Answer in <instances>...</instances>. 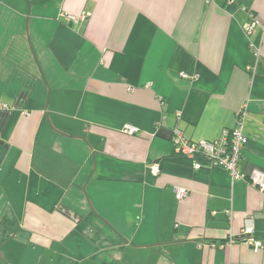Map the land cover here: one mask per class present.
Wrapping results in <instances>:
<instances>
[{
	"label": "crops",
	"instance_id": "crops-1",
	"mask_svg": "<svg viewBox=\"0 0 264 264\" xmlns=\"http://www.w3.org/2000/svg\"><path fill=\"white\" fill-rule=\"evenodd\" d=\"M243 9L264 20V0H0V264H264V34L256 60ZM242 109L244 178L175 154L174 127L212 142Z\"/></svg>",
	"mask_w": 264,
	"mask_h": 264
},
{
	"label": "built area",
	"instance_id": "built-area-1",
	"mask_svg": "<svg viewBox=\"0 0 264 264\" xmlns=\"http://www.w3.org/2000/svg\"><path fill=\"white\" fill-rule=\"evenodd\" d=\"M213 0H207L211 2ZM234 0H228V4H232ZM246 11L245 9H243ZM247 12V11H246ZM247 21L242 25V31L247 37L250 52L253 57L258 60L261 54L260 47L255 46L252 40V36L260 31L264 34V20H257L253 14L247 12ZM67 19L77 21L76 17L67 16ZM247 70H250L247 67ZM186 77V75H182ZM0 109H7V106L0 103ZM245 116L244 109L239 112V118L237 125L230 130H223L220 137L212 142L204 140L200 141H189L176 126L170 132V140L174 148V152L177 155L184 156L187 158H193L196 155L204 157L211 166L219 167L227 171L233 179L244 178L239 175L236 169L238 157L241 148L246 143V138L242 134V119ZM160 126V123L158 124ZM122 133L132 136L138 133V129L135 127H124ZM199 165L194 164V169H198ZM153 174H158L159 167L154 165L152 168ZM251 184L261 192L264 193V173L256 172L251 177ZM175 196L178 200H181L187 196V191L184 188L175 187ZM241 238L243 242L248 245L253 251L257 252L261 249L262 243L253 236V228L246 227L241 232ZM234 238L229 240L232 243ZM229 245V244H228Z\"/></svg>",
	"mask_w": 264,
	"mask_h": 264
}]
</instances>
